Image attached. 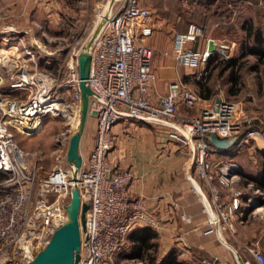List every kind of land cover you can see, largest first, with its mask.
I'll return each mask as SVG.
<instances>
[{
    "label": "built area",
    "instance_id": "1",
    "mask_svg": "<svg viewBox=\"0 0 264 264\" xmlns=\"http://www.w3.org/2000/svg\"><path fill=\"white\" fill-rule=\"evenodd\" d=\"M113 4L117 7L106 15L86 49L77 50L67 61L63 84L71 87L79 110L80 82H83L89 90L85 93L87 114L94 111L95 118L93 145L87 156L81 157L79 165L68 162L64 156L66 136H63L57 161L47 173L39 174L36 165L28 167L11 129L32 134L41 127L46 114L59 116L72 109L65 99L57 97L58 84L49 73L18 63L9 74V87L27 94L21 99L0 98V264H25L47 242L54 228L67 219L66 202L74 186L79 191L80 205L87 202L82 217L78 216L80 245L76 264H114L115 253L131 227L161 225L141 200L130 198V170L107 156L113 145L112 125L123 117L167 125L173 129L174 136L189 146L196 173L212 191L211 198L200 192L212 228L229 224L231 214L239 208L242 190L232 186L238 177L237 165L221 164L212 170L206 160L211 148L207 138L243 132L237 146L248 138H264V115L243 107L240 101L220 97L191 115L182 114L178 110L179 102L192 107L197 97L180 79L171 80L167 92L157 101H151L148 93L154 83L153 48L147 41L152 33L147 0H114ZM204 34L194 23L189 24L186 32H175L172 52L175 60L198 67L212 53H226L228 45L209 36L207 40L214 43L213 51L207 45L203 50L183 46L185 40H195ZM82 51L89 55L86 77H80L78 72V55ZM24 53L29 58L34 55L28 47ZM205 72L204 68L198 71ZM213 177L220 184L230 186L233 194L228 203L217 201ZM254 192L264 196L262 188L255 187ZM247 201L255 204L257 198L250 196ZM245 249L257 264H264V252L256 244H246ZM202 261L213 263L208 257ZM240 264L250 262L245 258Z\"/></svg>",
    "mask_w": 264,
    "mask_h": 264
},
{
    "label": "crops",
    "instance_id": "2",
    "mask_svg": "<svg viewBox=\"0 0 264 264\" xmlns=\"http://www.w3.org/2000/svg\"><path fill=\"white\" fill-rule=\"evenodd\" d=\"M53 6L60 8L61 4L59 5L56 0H0V49L9 52L11 48H14V51L17 50L14 58L19 57L20 59L17 60L21 62L24 58L20 56H24V48L28 47L23 39V33L27 30L19 22L16 32L13 33L10 27L11 16L24 15L25 17L33 10L35 13L46 10L53 14ZM62 7L69 9L70 4L63 3ZM149 21L152 33L147 41L153 48L151 68L154 74V83L148 93L149 99L153 102L157 101L167 92L168 84L173 79H180L197 97L192 107L179 102L178 110L182 114L191 115L199 108L211 104L218 97L223 98L210 70L213 55L205 64L198 67L178 63L173 57L175 32H186L189 24L193 22L182 25L166 18L156 19L151 16V12ZM204 32V35L198 36L195 40H185L183 46L203 50L208 44L207 36L221 41L231 40V38H225L226 34L211 36ZM16 33L18 36H15ZM33 43L34 47L39 48L42 42L34 38ZM31 60L32 65L28 68L45 71L54 80L56 67L63 66L56 58L39 54V50H36ZM203 68L206 72L199 74L198 71ZM9 82H7L8 86ZM8 88L3 89L8 92L7 94L16 90ZM56 95L60 99H65L71 108L78 110V100L72 97L69 85L58 86ZM250 106H254L258 114L261 112L264 115V103ZM80 109L77 114L81 116ZM87 115L89 114H86L82 128L79 124L77 129L80 134L78 154L83 158L92 147L85 144L81 147ZM90 115L93 116L92 113ZM45 116L42 118V125ZM49 116L52 115L49 114ZM92 131H95V122L92 127H89L88 135L89 133L91 135ZM17 133L23 134L18 131ZM17 133L13 131V135ZM111 134L113 145L107 156L115 164L130 170L132 174L128 184L130 198L141 200L161 222L159 227L154 228L157 231L158 240L157 259L162 257L168 249L174 248L176 257L188 261L189 264L199 263L195 258L197 253L212 258L213 264H240L245 258L241 257L239 252L242 251L245 254L247 252L245 245L257 242L259 238H262L259 245L264 250V196H258L254 192L255 187L263 190L264 188L255 185L253 179L261 175L264 150H253L251 146L244 148L237 146V135L207 138L211 148L206 160L211 169L214 170L217 165L235 163L238 177L232 182V186L242 190L239 208L231 214L229 224L223 223L214 229L207 222V213L200 198L201 191L209 198L212 191L205 179L196 173L189 146L173 135L171 127L123 117L112 125ZM34 165L39 174L47 173L51 169L50 167L48 170H42L41 163L36 161L31 165L28 164V167ZM212 181L217 188V201L221 204L228 203L233 194L230 186L220 184L215 177ZM249 181L252 184H249ZM250 196H255L257 203L249 204L247 198ZM257 208L261 210L258 211ZM131 244L132 240L127 235L122 246L115 253L114 264H145L141 256L129 255Z\"/></svg>",
    "mask_w": 264,
    "mask_h": 264
},
{
    "label": "rangeland",
    "instance_id": "3",
    "mask_svg": "<svg viewBox=\"0 0 264 264\" xmlns=\"http://www.w3.org/2000/svg\"><path fill=\"white\" fill-rule=\"evenodd\" d=\"M109 0H56L61 4L53 6L54 13L51 14L44 10L43 12L35 13L28 12L24 17L22 15H12L10 18L11 31L16 32L19 22L24 25L27 30L24 34V42L33 53L39 50V54L44 56H51L60 61L63 65L56 67L55 82L58 86H64V80L67 73V61L71 58L77 50L88 46L91 38L94 36V27L101 19L99 17L106 16L112 13L117 7L112 4L110 9L103 12ZM201 0H147V6L151 12V16L159 19L166 18L173 20V22L186 25L189 22L196 24H206V33L211 36L223 35L225 38L231 40H224L227 44L225 54L213 53L212 61L210 63V70L213 73L217 89L220 91L221 97L233 101H240L243 107L251 108L255 111L251 104L259 105L264 103V0H244L240 1L235 8L233 18H230L232 23L231 29H225V24L219 22L215 18L206 19L205 16L217 4L214 3L210 7L206 3H201ZM63 3H69V9L62 7ZM224 5L221 4V7ZM57 10V11H55ZM101 14V15H100ZM100 15V16H99ZM181 26V25H180ZM249 26H254L257 32L262 35V44L260 47L255 45L252 38L246 37V32ZM182 27V26H181ZM18 36V33L15 34ZM34 38L39 39L42 43L39 48L33 46ZM41 47V48H40ZM3 53L7 54L6 59L1 56ZM17 50L14 48L4 51L0 49V98L11 97L16 99L24 98L26 91L16 89L8 92L3 89H9L7 82L10 81L9 74L15 70L18 63H23L27 67L32 65V58L27 54L20 56L24 58L19 62L16 57ZM73 57V56H72ZM29 58V59H27ZM16 59V61H15ZM27 59V60H26ZM235 59L233 63H227V60ZM66 62V63H65ZM65 63V64H64ZM60 70V71H59ZM59 71V72H58ZM8 77V78H7ZM253 107V108H252ZM72 110L66 112L64 115L49 116L46 114L43 120V125L38 131L32 134H17L15 140L24 152L25 159L28 164L33 162H40L43 169L48 170L56 163V156L59 153L60 140L65 141L64 156L68 153V147L71 136L78 132L81 116L78 115L74 107ZM72 111L74 114H72ZM256 112V111H255ZM257 113V112H256ZM262 115L263 113H259ZM95 118L90 114L87 115L84 136L81 140V147L92 146L94 141V132L88 135L89 127L93 125ZM241 134H237L240 138ZM237 138V139H238ZM251 146L253 150H264V140L255 136V138H248L246 142L241 145ZM260 198V197H259ZM70 197L67 199L69 201ZM66 202V203H67ZM258 211L261 209L257 208ZM67 213V208H66ZM262 238L257 239V242L248 243L258 244ZM239 252V251H238ZM241 257L247 258L250 264H257L255 260L246 252L240 251ZM118 264V263H117ZM122 264V263H119Z\"/></svg>",
    "mask_w": 264,
    "mask_h": 264
},
{
    "label": "water",
    "instance_id": "4",
    "mask_svg": "<svg viewBox=\"0 0 264 264\" xmlns=\"http://www.w3.org/2000/svg\"><path fill=\"white\" fill-rule=\"evenodd\" d=\"M209 51L214 50V43L209 39L207 44ZM89 69V55L82 52L78 55V70L80 77H86ZM82 87L81 96V121L82 128L87 114V97L88 88L80 82ZM94 114V111H91ZM79 132L74 133L69 142L66 159L79 165L81 156L78 154ZM87 202L82 201L80 205L79 191L76 186L72 187L69 201L66 203L67 219L54 228L47 242L38 249L25 264H76L79 258L80 233L78 216L82 217ZM82 219V218H81Z\"/></svg>",
    "mask_w": 264,
    "mask_h": 264
},
{
    "label": "trees",
    "instance_id": "5",
    "mask_svg": "<svg viewBox=\"0 0 264 264\" xmlns=\"http://www.w3.org/2000/svg\"><path fill=\"white\" fill-rule=\"evenodd\" d=\"M240 1H244V0H201L200 2L206 3L207 6L209 7L213 5L214 3H216L217 5L213 7L210 11H208V13L206 14L205 20L211 19L213 17L219 22H222L223 24H225L224 25L225 29L228 30L232 28V23L230 21V18H233L232 15H234L235 8ZM252 1H255V0H252ZM221 4L224 6L221 7ZM194 24L199 26L203 31H206V28H207L206 24H196V23ZM257 31L258 30L256 29V27L249 26L245 34L246 35L245 38H248L250 36L252 38L253 43L260 47L261 45H263L262 44L263 38H262L261 33ZM234 61L235 59L227 60V63L224 65V67L228 63H233ZM253 179H254L255 185L261 186L264 188V163L262 166L260 177L253 178ZM127 235L132 240L129 255L130 256L131 255L141 256L144 259L145 264H189L188 261H184L176 257L174 248L168 249L167 252L162 257L157 259V256H156V249L158 246V240L156 238L157 231L150 225L136 224L130 228V230L127 232ZM205 256L206 255L201 254V253H197L195 255V258L199 262L198 264H205L202 261V258H204Z\"/></svg>",
    "mask_w": 264,
    "mask_h": 264
},
{
    "label": "bare ground",
    "instance_id": "6",
    "mask_svg": "<svg viewBox=\"0 0 264 264\" xmlns=\"http://www.w3.org/2000/svg\"><path fill=\"white\" fill-rule=\"evenodd\" d=\"M113 2H114V0H109L108 3H107V5H106V7L104 6L103 12H105V11L107 12V11L110 9V7L112 6ZM100 15H101V14H100ZM100 15H99V16H100ZM105 17H106V16H101V17H99V18H101V19L98 21V23H97L96 26L94 27L95 31H96L97 29H99V27L102 25V23H103L104 20H105ZM85 49H86V46H84V47L82 48V50H85ZM82 52H84V51H82ZM1 56L3 57V59H6L7 54H6V53H3Z\"/></svg>",
    "mask_w": 264,
    "mask_h": 264
}]
</instances>
